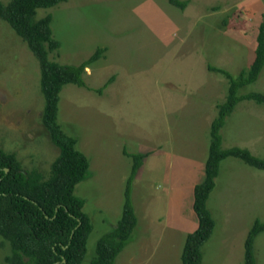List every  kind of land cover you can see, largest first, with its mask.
Masks as SVG:
<instances>
[{
    "label": "rangeland",
    "instance_id": "rangeland-1",
    "mask_svg": "<svg viewBox=\"0 0 264 264\" xmlns=\"http://www.w3.org/2000/svg\"><path fill=\"white\" fill-rule=\"evenodd\" d=\"M181 1L185 8L167 0H68L34 15L52 17L59 46L48 50L49 60L75 65L103 47L85 68L87 87L64 85L58 102V123L89 163L74 189L92 224L80 264H91L97 240L123 217L134 164L127 153L144 155L131 194L138 223L115 264H182L187 231L178 218L184 227L198 222L192 188L204 179L212 122L228 98V77L209 67L234 78L249 71L264 0ZM252 92L264 95V67L237 94ZM44 106L39 59L0 17V149L47 178L59 149L42 123ZM221 134L223 148L264 160V104L239 101ZM208 207L216 224L202 264H244L247 232L264 222V171L229 156ZM253 251L255 264H264V230ZM11 253L0 234V264Z\"/></svg>",
    "mask_w": 264,
    "mask_h": 264
},
{
    "label": "trees",
    "instance_id": "trees-1",
    "mask_svg": "<svg viewBox=\"0 0 264 264\" xmlns=\"http://www.w3.org/2000/svg\"><path fill=\"white\" fill-rule=\"evenodd\" d=\"M68 0H12L9 5L0 1V17L6 19L29 43L38 57L41 69V89L45 106L41 115L51 141L59 154L51 165L50 175L24 171L15 158L0 149V234L10 240L12 253L9 264H80L85 254V244L92 224L83 211L84 201L74 194L76 184L88 176L89 163L75 147L76 139L67 135L57 121L59 95L64 85L72 83L87 87L85 68L102 54L98 47L79 64H60L49 60L48 50L57 48L59 41L52 35L51 15L34 19L38 8H47ZM172 6L185 8L186 1L167 0ZM255 56L248 72L238 78L226 70L210 66L211 71L225 74L229 79L228 98L219 104V114L212 122L209 156L205 176L193 189V210L198 216V226L188 231L182 249V264H202V246L215 228V218L208 207V200L216 187L221 163L232 156L248 166L264 171V160L248 149L223 148L222 127L236 104L254 100L264 104V95L258 92L238 95L240 87L255 81L264 67V13L258 26ZM114 77H111L105 86ZM102 92V88L96 90ZM133 159L132 175L126 188L123 217L109 232L97 240L91 264H115L117 256L131 239L138 223L132 203V183L143 165L144 155L127 153ZM8 170V172H7ZM264 230V222L256 220L247 232L244 242V264H255L253 240Z\"/></svg>",
    "mask_w": 264,
    "mask_h": 264
},
{
    "label": "crops",
    "instance_id": "crops-1",
    "mask_svg": "<svg viewBox=\"0 0 264 264\" xmlns=\"http://www.w3.org/2000/svg\"><path fill=\"white\" fill-rule=\"evenodd\" d=\"M188 162L190 161L191 162V160H187ZM193 163V162H192ZM206 164V163H205ZM188 165V164H187ZM193 170H195V169H192V171ZM193 189H195V186H193V188H192V194H193ZM192 206H193V203H192ZM193 212H195V210H193ZM189 216H191L190 214H189ZM181 218H184L183 216H180L179 218H178V222L180 223V225L182 226H180V229L182 230V231H184V230H186L187 232L188 231H192L193 229H195L197 226H198V222H196V224H195V226H193V227H188L189 225L188 224H186V227H184L183 225H182V219ZM168 219H169V221H168ZM171 220H172V218H171ZM170 220V218L169 217H167V223L168 222H170L171 221ZM186 221H187V219H186ZM168 225V224H167Z\"/></svg>",
    "mask_w": 264,
    "mask_h": 264
},
{
    "label": "water",
    "instance_id": "water-1",
    "mask_svg": "<svg viewBox=\"0 0 264 264\" xmlns=\"http://www.w3.org/2000/svg\"><path fill=\"white\" fill-rule=\"evenodd\" d=\"M7 172H8V170H7Z\"/></svg>",
    "mask_w": 264,
    "mask_h": 264
}]
</instances>
